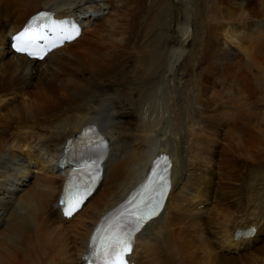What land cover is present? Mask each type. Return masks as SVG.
<instances>
[{"label": "bare ground", "instance_id": "bare-ground-1", "mask_svg": "<svg viewBox=\"0 0 264 264\" xmlns=\"http://www.w3.org/2000/svg\"><path fill=\"white\" fill-rule=\"evenodd\" d=\"M197 1L0 0V264H86L98 219L145 178L159 153L171 158L173 187L138 236L134 264H264V178L257 179L264 146L255 145L264 133V103L255 98L264 90V0ZM175 3L183 41L170 47ZM203 5L210 30L183 55ZM42 11L74 16L84 33L40 61L14 52L11 35ZM185 62L195 89L188 95L189 80L179 85ZM89 122L110 136L111 153L99 187L65 218L59 159L67 138ZM35 138L46 150L37 154L42 166L27 155ZM29 162L36 164L23 169L35 174L23 183L16 171ZM213 188L231 191L234 211L216 204L208 216L194 211ZM250 224L254 235L235 234Z\"/></svg>", "mask_w": 264, "mask_h": 264}, {"label": "snow or ice", "instance_id": "snow-or-ice-1", "mask_svg": "<svg viewBox=\"0 0 264 264\" xmlns=\"http://www.w3.org/2000/svg\"><path fill=\"white\" fill-rule=\"evenodd\" d=\"M63 32L64 35L59 37L61 42L79 35V29L74 26L71 29H63ZM40 38L41 34L34 28L26 27L14 37L15 49L18 52L33 56L40 55L43 58L46 49H40L39 52L31 50L38 48L36 41ZM48 47H56L55 42ZM85 145L90 150L96 151L104 146L102 141L96 142L91 137L85 140ZM156 168L159 171L153 172L154 179L145 186L149 195L141 196L139 199L134 197L120 211L105 217L96 229L91 241V254L95 257V264H127L126 256L132 251L134 234L159 213L169 187L170 161L167 157H160L156 161ZM98 179L99 168L93 165V171L89 174V182L77 184L69 180L64 198L61 200V204L65 206L66 215L72 216L83 205L84 200L92 191V184Z\"/></svg>", "mask_w": 264, "mask_h": 264}, {"label": "rangeland", "instance_id": "rangeland-1", "mask_svg": "<svg viewBox=\"0 0 264 264\" xmlns=\"http://www.w3.org/2000/svg\"><path fill=\"white\" fill-rule=\"evenodd\" d=\"M197 1V0H196ZM196 4H193V8L195 9V7L197 6V4H198V1L197 2H195ZM176 4V5H175ZM174 5H175V8L173 9V11H172V20L174 21V22H171V25L173 26V29H172V44L170 45V47H175V46H180V44L182 43V41H183V37H182V34H181V32L179 31V29H178V27H177V24H178V18H180L181 17V12H182V9H181V7H180V5H178L177 3H175ZM206 6V5H205ZM205 6L203 5V7L201 8V11H198V12H196V13H193V17H194V19L192 20V29H191V31L193 32V34H194V37H192V36H190L189 38H188V40H186V42H185V51L183 52V55L184 54H186V53H188V54H191L192 52H194V51H197V47L199 46V44H198V40H200V39H202V37H204L206 34H205V29H209L210 30V23L208 24L207 22V20L205 19V17H206V15H205V13H207L206 11H204V9H205ZM0 7H1V5H0ZM36 11V10H35ZM34 11V12H35ZM77 13H78V11H77ZM198 15V16H197ZM201 15V16H200ZM31 16V15H30ZM29 16V17H30ZM28 17V18H29ZM170 17H171V15H169V18H168V20H170ZM203 17V18H202ZM27 18V19H28ZM202 18V19H201ZM181 19V18H180ZM182 20V19H181ZM199 20H200V22H201V24H200V22H199ZM202 20V21H201ZM202 26V27H201ZM200 28V29H199ZM8 29V28H7ZM209 30L206 32V33H208L209 32ZM200 32H202V33H200ZM204 32V33H203ZM198 33H200V34H198ZM191 34V33H190ZM202 35V36H201ZM181 36V37H180ZM174 38H176L178 41H174ZM179 42H181V43H179ZM182 48H184V47H182ZM181 51H183V49L181 50ZM192 51V52H191ZM179 60H182V57L179 59ZM190 66L191 65H186V62H185V67H186V70L184 71V73H181V75H179V78H183L181 81H180V86H182V85H184V83H186V80H189V82H188V87L186 88V90H187V92L186 93H184V95H188V93H189V89L191 88L192 90L194 89L193 87H191L193 84H192V71H191V69H190ZM261 72V71H260ZM170 73H167L166 75H165V73H164V71L162 72V74L161 75H165V77H166V80H168L167 79V77H169L168 75H169ZM192 76V77H191ZM261 77H262V80H264V73L263 72H261ZM183 84H182V83ZM175 84H177V83H175ZM179 85H176V86H179ZM261 87H263V85H260V88ZM259 88V89H260ZM194 91H195V89H194ZM256 100H257V102L259 101L260 102V105L263 107V103H264V90L262 89V90H259V94H256ZM254 98V99H255ZM262 101H263V103H262ZM251 103L252 102H249V104L251 105ZM256 103V102H255ZM10 109V108H9ZM8 110V109H7ZM221 112H223V111H221ZM4 115V112H3V114H2V112L0 111V118H2V116ZM259 116H264L262 113H260L259 114ZM261 119V118H260ZM259 125L261 126V124L259 123ZM228 128V126H226V127H224L223 128V131L225 130V131H227L226 129ZM224 133V132H223ZM260 134V135H259ZM224 138V137H223ZM262 138V139H261ZM225 139V138H224ZM222 140V139H220V138H218L217 139V144H218V146H226V141L225 140ZM229 139H230V137H229ZM227 140V139H226ZM39 140H37L36 138L33 140V143H32V152H31V150H29L28 148V151H29V153L27 154V155H31V154H34V156H37L38 157V153L39 154H42V155H44L45 157H46V150L45 151H41V149L37 146L38 144H39ZM224 143H225V145H224ZM255 145L256 146H258V147H260V146H264V133H262L261 131H259V133L257 134V138H256V142H255ZM34 147V148H33ZM24 153V152H23ZM228 157H230V155L228 156ZM33 159L31 160V162L32 163H34L35 162V157H32ZM28 159V158H27ZM38 159H39V161H40V164H41V166H42V161H41V159L38 157ZM36 164V163H35ZM34 164V165H35ZM33 164H30V162H29V164H24V166H22V168L20 167V171H16V176H18V177H23L22 179H21V181L23 182V183H27L28 181H29V178H24V176H25V174H30V175H34L35 174V170L34 171H29V170H24L23 169V167H26V166H28V167H30V168H33V166H34ZM258 177L259 178H257V179H262V178H264V172H260L259 173V175H258ZM262 177V178H261ZM12 185H14V184H12ZM15 186V185H14ZM225 187L227 186V185H224ZM220 192H215V188H213V191H211L212 193H213V195L211 196V197H209L208 199H206L204 202H202V201H200L201 202V204H199L198 202H194V204H195V206H196V209L194 208V211L195 212H199V213H203V214H205V216H208L209 215V213L210 212H212V209H213V207L215 206V204L219 207V209L220 210H224V209H221V208H226L227 207V209L226 210H231V211H234V206L236 205V204H234L233 203V200L231 201V200H229L228 198H227V195L228 196H230V194H231V191H228V193H227V191H226V194L225 195H223L222 196V189H220L219 190ZM188 191H185L184 192V194L185 195H188ZM216 193V194H215ZM218 194V196H219V201H221V203H222V205H218L219 203H214V195H217ZM222 196V197H221ZM227 199V200H226ZM243 199V198H242ZM241 199V200H242ZM207 201V202H206ZM197 203V204H196ZM213 205V206H212ZM222 206V207H221ZM193 208V206L191 205L190 206V208ZM233 207V208H232ZM210 208H212V209H210ZM208 211V212H207ZM210 211V212H209ZM238 216H240V215H238ZM240 221V220H239ZM242 221V220H241ZM240 221V222H241ZM244 221V220H243ZM240 222H238V223H240ZM87 224H88V222L85 224V226L83 227V229H87ZM241 225V224H240ZM3 226V223H2V221H0V229H1V227ZM213 228H216V227H213ZM262 229V228H261ZM216 230H218V229H216ZM260 232V231H259ZM259 234V233H258ZM218 237H221V234H219V236ZM72 239H73V241L75 240V234H73V237H72ZM254 240V239H253ZM263 240H264V234H263V236H261V239L259 240V243L260 244H262L263 243ZM252 241V240H251ZM74 243H75V248L77 247V246H80V244L78 243V242H75L74 241ZM259 244V245H260ZM243 249V248H242ZM254 250V249H253ZM253 250H250V251H244V253H245V255L246 254H249V253H251V251H253ZM253 252H255V251H253ZM264 253V252H263ZM228 254V253H227ZM239 255V254H238ZM262 256H264V254H259V258H261V259H264V257L262 258ZM141 261V260H140ZM79 264H81V263H79ZM259 264H261V263H259Z\"/></svg>", "mask_w": 264, "mask_h": 264}, {"label": "flooded vegetation", "instance_id": "flooded-vegetation-1", "mask_svg": "<svg viewBox=\"0 0 264 264\" xmlns=\"http://www.w3.org/2000/svg\"><path fill=\"white\" fill-rule=\"evenodd\" d=\"M114 204H115V203H114ZM112 205H113V204H112ZM110 207H111V206H110ZM108 209H109V208H108ZM108 209H107V210H108ZM107 210H106V211H107ZM106 211H105V212H106Z\"/></svg>", "mask_w": 264, "mask_h": 264}]
</instances>
